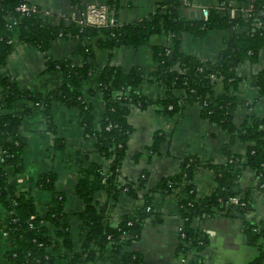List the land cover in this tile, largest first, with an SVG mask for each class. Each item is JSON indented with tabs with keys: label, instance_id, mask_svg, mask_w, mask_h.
I'll list each match as a JSON object with an SVG mask.
<instances>
[{
	"label": "trees",
	"instance_id": "trees-1",
	"mask_svg": "<svg viewBox=\"0 0 264 264\" xmlns=\"http://www.w3.org/2000/svg\"><path fill=\"white\" fill-rule=\"evenodd\" d=\"M117 1L110 0L106 4L113 14ZM229 1L233 2V6L228 4ZM23 2L33 4L31 0H0V203L8 211V217L3 222L6 238L11 244L5 253L8 264H50L55 260L52 252L61 246L65 251L56 256L60 264H84L93 257L90 253L92 245L112 253L114 264H140L141 255L125 251L123 246L138 238L142 225L153 215L152 197L148 188L145 189V175L123 186L118 185L116 175L125 157L128 135L132 131L127 121L131 107L145 109L155 106L162 114L172 115L181 103H197L202 118L225 129L232 135V140L247 144L244 159L226 148V161L223 164H205L195 157H183L179 171L162 179L156 187L170 192L179 186L185 194L178 209L184 234L179 237L178 253L186 257L192 251L200 252L206 244V235L191 227V220L196 215L229 210L232 204L228 200L231 197L244 202L243 211L250 209L249 194L240 189L239 177L245 167L254 172L259 186L264 185V119L250 115L236 126L234 112L240 104L232 92L241 80L235 73L236 65L244 61L254 64L259 50L264 47V0H215V4L204 7L207 17L196 19L178 15V10L184 6L183 0H163L146 17L101 27L80 23L52 25L41 12H18L16 8ZM231 8L235 11L234 17L229 16ZM226 28L236 31L226 40L216 61L201 60L179 50L182 33L201 37L206 31ZM153 34L169 35L170 44L152 47L155 65L152 73L145 74L138 67H131L125 72L110 63L115 47L143 46ZM69 37L82 41L77 49L81 63L75 64L70 57L49 59L47 54L51 42ZM16 42L33 45L46 56V68L61 74L57 88L35 91L20 86L13 77L2 72ZM94 48H104L108 52V61L98 72L94 71L92 64ZM94 73V91L101 93L104 103V113L97 128L92 124V107L85 102L80 91L81 83ZM145 80H153L162 86L164 96L152 100L143 94L139 87ZM217 80L223 86L221 93L214 90ZM250 81L258 88L259 94H264V69L251 75ZM178 90L182 92L181 98L175 94ZM20 100L30 105L14 111ZM55 103L76 109L83 135L93 140L94 148L100 155L111 159L107 173L98 164L81 167L78 171L74 194L83 202V209L76 214L81 222V245L77 252L72 248L64 197L54 191L56 175L52 171L41 173L37 180L38 189L51 191L54 195L43 217L37 214L34 204L24 192L6 185L8 168L16 171L22 169L25 140L20 130L21 119L33 111H40L51 127L52 106ZM162 139L155 135L148 151L158 152ZM200 165L214 171L215 186L209 196L197 199L191 181L194 170ZM121 188H125L134 199L139 197V191L147 192L141 194L143 205L137 212L123 215L116 226L110 227L106 223L104 207L96 206L93 195L101 189L115 195ZM243 231L249 244L261 247L258 240L261 236L264 238V231L258 232L247 221H244ZM263 260L261 253L258 259L249 264H263ZM195 261L197 256L194 255L190 262Z\"/></svg>",
	"mask_w": 264,
	"mask_h": 264
},
{
	"label": "crops",
	"instance_id": "crops-1",
	"mask_svg": "<svg viewBox=\"0 0 264 264\" xmlns=\"http://www.w3.org/2000/svg\"><path fill=\"white\" fill-rule=\"evenodd\" d=\"M110 0H31L41 10L49 14L44 18L52 25H71L78 23L86 5L107 4ZM163 0H118L115 4V17L118 23L124 24L141 19L152 13L157 4ZM215 4V0H195L191 7L183 6L178 15L186 19H196L201 14V7ZM114 7V5H113ZM236 29H214L206 31L201 37L188 33L180 35V51L193 55L201 60L216 61L224 49L226 40ZM82 43L76 37L55 39L48 50V58L57 60L70 57L75 64H80L81 56L77 53ZM170 37L165 34H153L148 43L134 48L120 45L112 50L110 63L128 71L138 67L145 74L155 70L152 61L153 46H169ZM107 50L93 49L92 64L95 72L100 71L108 61ZM264 69V47L258 52L257 61H248L236 65L235 73L241 78L232 92L240 104L234 112L236 126L242 124L250 115L264 119V94H259L253 86L250 76ZM2 72L13 77L20 86L45 92L55 89L61 82V74L46 68V56L35 46L16 42L8 56ZM96 74L81 83L80 91L85 102L92 107L93 127L97 128L104 113L101 93L94 91ZM139 90L152 100L164 96V88L153 80H145ZM216 93L223 92L219 80L215 82ZM181 98L182 92L176 91ZM249 104V106H245ZM30 105L24 100L16 103L14 111ZM127 121L132 127L125 145V157L117 172L119 186L136 182L145 175L146 188L151 195L153 215L146 219L137 239L123 246L125 251L141 255L140 264H249L264 255V238L261 236L257 244L248 243L244 233V221L254 225L255 229L264 231V189L261 188L254 172L243 168L239 177L240 189L247 192L250 198V209L243 211V219L228 215L227 211L212 214L196 215L191 220V227L206 235V244L200 252H190L186 257L177 252L180 244L178 229L182 225L179 216V202L185 197L181 187L167 192L156 187L160 181L179 171L183 157H195L200 163L223 164L226 161V148L244 159L247 144L232 140V135L200 116V105L197 103H181L172 115H164L155 106L145 109L131 107ZM21 134L25 144L22 152L21 171L8 168L6 185L25 193L34 204L40 217L53 199V192L37 188V180L41 173L52 171L56 175L54 191L64 197V211L68 213L69 234L74 251H80L81 225L76 216L83 209V202L74 194L77 174L81 167L98 164L105 173L109 172L110 161L100 155L93 145V140L83 135L79 125L76 109L65 107L59 103L52 106V126L49 127L40 111H33L24 116L20 123ZM264 130V126H263ZM155 135L161 136L158 152H150L148 148ZM194 185L195 197L201 199L209 196L214 189V171L200 165L193 172L191 181ZM151 189H155L151 191ZM142 191L137 199L132 198L121 188L118 192L108 194L105 189L94 192L96 206L104 207L106 223L114 227L123 215L137 212L143 205ZM231 208V207H230ZM8 211L0 203V264H8L5 253L10 249V242L4 236V220ZM261 249V250H260ZM61 246L52 252L55 260L50 264H60L58 255L64 252ZM91 261L84 264H114V255L108 250L90 247ZM197 256V261L190 258ZM184 259L185 261H182ZM264 264V260H263Z\"/></svg>",
	"mask_w": 264,
	"mask_h": 264
},
{
	"label": "built area",
	"instance_id": "built-area-1",
	"mask_svg": "<svg viewBox=\"0 0 264 264\" xmlns=\"http://www.w3.org/2000/svg\"><path fill=\"white\" fill-rule=\"evenodd\" d=\"M194 1L195 0H183L184 6L187 7H191L194 5ZM230 6H233V2L229 1L228 3ZM16 10L20 13L23 14H31V13H38L41 12L43 16H47L49 14L48 11L46 10H41L38 6H36L34 3L33 4H27L26 2L21 3L20 5L17 6ZM201 10V14L203 18L207 17V11L204 7L200 8ZM229 16L230 17H234L235 16V11L233 8L230 9L229 11ZM80 24H85V25H91V26H95V27H101V26H113L116 23H118L115 15L112 13V11L109 9L108 5H106L105 3L103 4H88L86 5V7L84 8L83 12H82V17L80 18L79 22ZM255 25H259V23H256ZM0 112H1V108H0ZM0 161H1V157H0ZM261 188L264 187V185H260ZM229 203L232 205H236L239 208L243 209L245 207L244 202H241L238 200V198L236 197H231L229 198ZM3 234L6 237V230L5 227ZM182 225L179 227L178 229V234L179 237H183L184 234L182 232ZM182 261H185L184 259H182Z\"/></svg>",
	"mask_w": 264,
	"mask_h": 264
},
{
	"label": "water",
	"instance_id": "water-1",
	"mask_svg": "<svg viewBox=\"0 0 264 264\" xmlns=\"http://www.w3.org/2000/svg\"><path fill=\"white\" fill-rule=\"evenodd\" d=\"M228 215L240 219H243L246 216V214L243 212V209L239 208L236 205L231 206Z\"/></svg>",
	"mask_w": 264,
	"mask_h": 264
}]
</instances>
